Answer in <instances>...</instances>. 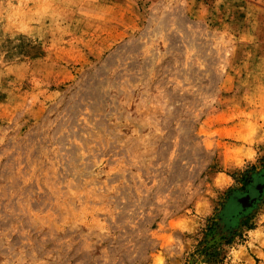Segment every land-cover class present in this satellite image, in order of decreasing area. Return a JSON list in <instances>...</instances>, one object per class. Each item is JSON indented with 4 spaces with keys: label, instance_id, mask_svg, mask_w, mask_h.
Instances as JSON below:
<instances>
[{
    "label": "rangeland",
    "instance_id": "374dc122",
    "mask_svg": "<svg viewBox=\"0 0 264 264\" xmlns=\"http://www.w3.org/2000/svg\"><path fill=\"white\" fill-rule=\"evenodd\" d=\"M263 156L264 0H0V264H264Z\"/></svg>",
    "mask_w": 264,
    "mask_h": 264
},
{
    "label": "trees",
    "instance_id": "16d2710c",
    "mask_svg": "<svg viewBox=\"0 0 264 264\" xmlns=\"http://www.w3.org/2000/svg\"><path fill=\"white\" fill-rule=\"evenodd\" d=\"M261 161H264V156L261 158ZM262 171H264V163L261 166H258L256 164L249 166V168H247L242 175L244 186L248 189H251L257 182L259 173H262L264 175V172ZM212 222L214 225L217 224V222H215L214 220H212ZM219 250L218 248H215L212 251L213 254L211 257L214 258V260L219 258L220 256Z\"/></svg>",
    "mask_w": 264,
    "mask_h": 264
}]
</instances>
